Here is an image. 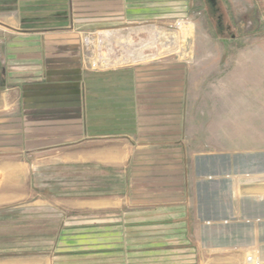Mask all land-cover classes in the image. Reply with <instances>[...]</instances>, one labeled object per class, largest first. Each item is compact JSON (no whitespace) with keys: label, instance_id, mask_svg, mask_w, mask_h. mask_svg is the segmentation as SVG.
Returning <instances> with one entry per match:
<instances>
[{"label":"rangeland","instance_id":"rangeland-1","mask_svg":"<svg viewBox=\"0 0 264 264\" xmlns=\"http://www.w3.org/2000/svg\"><path fill=\"white\" fill-rule=\"evenodd\" d=\"M175 2L153 21L69 15L77 69L0 119L1 253H52L64 229L51 264H214L239 209L225 178L264 171V0Z\"/></svg>","mask_w":264,"mask_h":264},{"label":"crops","instance_id":"crops-1","mask_svg":"<svg viewBox=\"0 0 264 264\" xmlns=\"http://www.w3.org/2000/svg\"><path fill=\"white\" fill-rule=\"evenodd\" d=\"M175 1L177 0H0V119L5 117L13 121L20 119L18 114L20 104L17 99L22 88L28 94L32 88L46 90L49 79H54V82L58 79L62 81L65 69L67 71H73V67L77 69L79 59L77 39L75 40L71 34L63 33L62 30L67 26L69 15L72 13L81 15L78 20L87 25H90V21L99 19L102 21L99 25L106 26L117 18H112L114 14L153 21L154 17L182 12L177 10ZM237 109L247 113L251 111L250 109L247 111L243 106H237ZM186 110L187 108L184 109L183 118L179 120L182 126H186L189 119ZM24 117L29 119L26 122L30 127L33 115L27 114ZM88 123L89 132L94 125ZM243 125L256 126L248 123ZM260 125L264 126V123ZM249 134L255 133L244 134L248 136V140L255 137ZM16 172V167L10 168L8 172L7 179L11 178L12 183L19 181ZM262 180L264 181V171L235 169L225 178L230 185L233 206L239 209L215 224L216 231L221 236L216 237L214 247H206V250L214 249V264H250L247 263L248 256H253L258 263L264 264V213L247 214L242 209L247 204L264 207ZM3 198L5 199V196L0 194V203L5 201ZM208 223L211 224L210 221ZM63 230H60L52 253L0 252V264H51V260L54 259L52 257L60 253L58 248L63 245L65 235ZM73 233V237L83 234ZM227 234L230 235V242L224 241ZM56 262L54 260L53 264H57Z\"/></svg>","mask_w":264,"mask_h":264},{"label":"built area","instance_id":"built-area-1","mask_svg":"<svg viewBox=\"0 0 264 264\" xmlns=\"http://www.w3.org/2000/svg\"><path fill=\"white\" fill-rule=\"evenodd\" d=\"M84 42H86V44H88V43L91 42V40L89 38H86ZM247 263H250V264H260V263L257 262V260L253 256H248L247 257Z\"/></svg>","mask_w":264,"mask_h":264}]
</instances>
